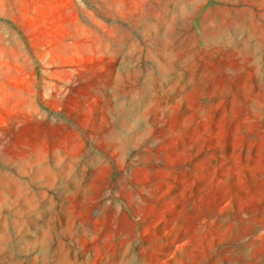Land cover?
Masks as SVG:
<instances>
[{
    "label": "rangeland",
    "instance_id": "374dc122",
    "mask_svg": "<svg viewBox=\"0 0 264 264\" xmlns=\"http://www.w3.org/2000/svg\"><path fill=\"white\" fill-rule=\"evenodd\" d=\"M181 1L0 0V264H264V0Z\"/></svg>",
    "mask_w": 264,
    "mask_h": 264
},
{
    "label": "bare ground",
    "instance_id": "6f19581e",
    "mask_svg": "<svg viewBox=\"0 0 264 264\" xmlns=\"http://www.w3.org/2000/svg\"><path fill=\"white\" fill-rule=\"evenodd\" d=\"M186 1L187 0H182L181 3L178 6V7L181 8L182 17H183L181 19V21H179L178 23L181 24L182 26L184 25V23L186 21H188V17L190 15H192V13H193L192 11L196 8V6L191 5L192 10H188L187 7H186L187 6V4H186L187 2ZM228 1H229V3H232L234 5L247 4L246 2L241 1V0H237V1H235V0H228ZM244 10H246V9H244ZM228 11L230 13V17L228 19V22L225 25H223L222 23H219L220 21H219V19H217V20H215V22L217 23V24L215 23L216 24L215 25L216 26L215 27L216 29L215 28H213V29L215 31H217L218 34H220V35L221 34H226L228 36V37L227 36L225 37L227 39H226V41L224 39L223 42L225 41V43L228 44L232 49H238L239 51L241 49H245V52L248 51L249 54L256 56V54H257L256 52L259 49H261V48H257L258 45H260V46L262 45V48H264V44L262 43V41L257 40L255 38V35L251 32V29L249 28L250 26L248 24L250 21L245 20L244 18L241 17V15L239 13V11H240L239 9L238 10L228 9ZM252 19H254V18H252ZM260 24H262V23L260 22ZM185 28H187V27L185 26ZM178 36H180V35H178ZM222 37H224V36L222 35ZM263 75H264V73H263ZM251 76H253V75H251ZM251 81H252V79H251ZM146 93H147V88L144 87L143 88V94L146 95Z\"/></svg>",
    "mask_w": 264,
    "mask_h": 264
}]
</instances>
